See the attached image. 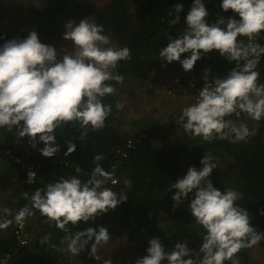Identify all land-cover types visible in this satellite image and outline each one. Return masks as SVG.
<instances>
[{"label": "clouds", "instance_id": "9594fccd", "mask_svg": "<svg viewBox=\"0 0 264 264\" xmlns=\"http://www.w3.org/2000/svg\"><path fill=\"white\" fill-rule=\"evenodd\" d=\"M221 8L224 12L231 11L233 16L221 15L210 24L203 0H193L184 17L182 34L176 38L169 36L167 46L159 51V59L169 64L179 62L185 72L192 71L202 56L213 51L235 62V68L227 76L212 81L208 79L211 70H207L197 99L175 119L192 138L209 143L217 139L232 144L246 143L256 135L255 128L250 129L247 121L264 119V83L259 82L261 74L256 70L264 57V46L254 43L264 34V0H222ZM183 12L182 4H176L168 12V16L174 17L168 21L170 27L181 22ZM104 31L102 25L90 18L79 23L67 22L63 39L72 42L73 50L62 48L61 59L56 48L41 43L35 31L24 39L7 40L0 47V128L20 139L29 138L33 148L42 142L45 146L39 151L48 158L60 151L57 129L79 125L83 130L81 140L89 129L92 132L103 129L112 113L111 104L106 105L103 100L115 94L114 84L124 83V76L115 71L119 62L131 59V50L126 46L114 47ZM186 53L190 56L181 59ZM122 107L117 101L116 108ZM74 141L75 137L66 141L65 156L76 151ZM103 159V155H95V167L86 182L76 176L61 177L36 189L31 196L23 193L27 203L18 210L0 207V230L13 222L22 224L39 212L42 223L54 225L65 233L59 244L50 243V233L44 235L41 245L48 244L54 251L78 256L91 243L90 258L101 259L98 252L111 239L107 228L72 230L82 222L95 221L98 216L114 211L128 200L125 192L118 195L107 186L109 181L115 183L114 173L104 169ZM201 164L199 170L190 167L168 189L176 190L172 196L174 210L189 194H194L190 213L195 224L204 229L199 250H191L184 241L166 251L159 237H153L148 242V254L136 264L165 261L167 264H241L238 253L264 241V232L251 226L248 210L238 203L243 199L242 193L233 188L222 192L213 185L210 176L218 161L211 152L204 154ZM34 174L28 173L29 177ZM123 184L131 188L129 179H123ZM103 264H112V260L105 259Z\"/></svg>", "mask_w": 264, "mask_h": 264}, {"label": "trees", "instance_id": "16d2710c", "mask_svg": "<svg viewBox=\"0 0 264 264\" xmlns=\"http://www.w3.org/2000/svg\"><path fill=\"white\" fill-rule=\"evenodd\" d=\"M40 1H43L44 5L32 14L31 23L41 43L49 45L53 39L63 36L61 23L65 19V13L72 10L102 25L104 34L114 40L115 47L126 46L131 50V59L119 62L115 70L124 76V83L114 84L115 94L108 95L103 100L104 104L112 106V113L105 121L103 129L97 132L89 129L83 140L79 138L83 131L79 125L72 127L69 124L66 128L57 129L60 151L51 158L41 155L39 149L45 146L42 142L33 148L27 137L20 139L26 145V156H22L7 141L0 144V152L10 150L20 160L19 163L13 162L0 154V194L11 193V197H7L0 207L18 210L27 203L23 193L27 192L31 196L36 189L44 188L61 177L76 176L86 182L95 167V155H103L102 166L106 171L114 173L113 180L117 181L116 185L109 181L107 186L118 195L121 191L125 192L128 200L118 205L114 211L98 216L95 221L82 222L79 228L72 231H85L90 227L98 231L111 220H117L121 233L142 258L148 254V242L153 237H159L166 251H171L176 243L184 241L188 242L191 250L198 251L203 243L204 229L195 224L190 209H187L184 203L178 209H173L172 196L176 190L169 192L168 189L172 182L180 179L183 171L181 163L184 160L190 159V167L194 166L199 170L202 168L201 160L204 154L209 151L218 161L217 168L210 176L213 185L218 190L233 188L242 193L243 199L238 201L239 205L248 210L252 218L251 226L258 232H264V215L261 214L264 211V119L254 121L252 126V120H248L249 128H255L256 135L250 137L246 143L237 144L219 139L209 143L200 138H192L181 128L180 131L173 129L175 120L163 126H156L154 121L147 125L146 119L137 122L129 115L130 126H140L138 130L135 133H124L119 129L122 123V108L118 110L116 102L121 103V88L130 79L140 82H148L151 79V74L158 68L159 51L167 46L169 36L176 38L182 34L185 27L184 17L193 0H108L106 5L99 9L93 8V2L96 0ZM203 2L209 13L207 19L210 24L215 23L221 15L225 18L233 16L231 11L222 10V0ZM176 4H182L184 12L181 13V22L170 27L168 21L174 17L168 16V12L172 11ZM16 38L19 37L10 36L0 27V47L7 40ZM24 38L26 37L21 35L20 39ZM257 43L264 46V34L258 38ZM188 56L190 53H186L184 59ZM235 66V62L227 61L218 51L202 56L190 72L180 69L179 62L170 65L180 70L186 96H196L204 87L203 74L207 70H211L208 79L212 81L227 76ZM256 70L261 74L259 82L264 83V57H261ZM128 96L130 100L127 105L135 108L138 102L135 94L130 92ZM241 118L245 119L243 116ZM116 123H119L118 127ZM0 132L4 136L16 137L7 129L0 128ZM159 135H162L161 142L154 139V136ZM73 137L76 151L70 156H65L66 141L72 140ZM27 166L38 168L33 182L27 179ZM125 178L131 181L130 189L123 184ZM161 217L167 219L166 226H160L155 220ZM16 226L14 222V226L9 227L5 235L0 234V259L8 256L11 264H71L73 256L70 254L54 251L48 244L41 245L40 240L44 235L50 233V243L59 244L65 233L54 225L42 223L39 212H35L27 221L26 232H32L34 235L27 245H21L16 239ZM258 246H264V241ZM250 250H241L238 253L241 264H252ZM90 251L91 243L79 255L81 264H100L97 259L90 258ZM163 264H167V261Z\"/></svg>", "mask_w": 264, "mask_h": 264}, {"label": "rangeland", "instance_id": "374dc122", "mask_svg": "<svg viewBox=\"0 0 264 264\" xmlns=\"http://www.w3.org/2000/svg\"><path fill=\"white\" fill-rule=\"evenodd\" d=\"M107 2L108 0H96L93 2V8L99 9L106 5ZM43 5L44 2L40 0H0L1 29L9 33L10 36H17L20 38L22 35L27 37L28 34L33 31L31 23L32 14L42 8ZM82 19L85 18L76 11L68 10L65 13V19L61 23L62 31L65 33V25L67 22L75 21L79 23ZM13 26L14 28H12ZM110 40L115 47L114 40L111 37ZM49 45L56 48L59 54L58 59L62 58V48H67L69 51L73 50L72 42L65 41L63 36L58 39H53ZM184 55L181 59H184ZM170 65L172 66L173 63L169 64L158 58V68L153 74H151L152 77L148 82H140L138 80L130 79L126 82L125 86L121 88L119 100L123 107L121 110L122 123L119 126V129H122L124 133H128V131L135 133L140 127L130 126L129 115L134 117L137 122H142L146 119L145 123L147 125H150V121H154L156 122V126H163L170 121H176L175 117L181 113L182 109L195 102L196 96L194 94L186 96L183 92L185 89L182 86V76L179 74L180 70L172 68ZM179 67L182 69L180 63ZM130 92L135 94V98L138 100L137 105H135L136 109L130 104L129 106L127 105L130 100L128 96V93ZM180 95H183L184 97H181ZM253 122L254 121L250 122L251 126L254 124ZM118 125L119 123H116V127H118ZM173 129L175 131H180V126L175 122L173 123ZM154 139L161 142L162 135H159L158 137L154 136ZM5 141L10 143L22 156L27 155L26 145H24L17 136L14 138L13 136L8 137L2 135L0 132V144ZM181 165L183 171L180 179L185 176L190 168L191 160H184ZM176 180H178V178ZM7 197H11V193L0 194V204L3 203ZM193 197L194 194H189V197L184 202L187 209H190V202ZM155 220L160 226L167 225V219L165 217L156 218ZM12 226H14V222L9 227ZM101 227L107 228L111 239L108 245L99 250L98 255L101 256V259L98 260L99 263L103 264L105 259H111L112 264H136V261L142 256L134 247L129 245L124 234L121 233L117 220H111L109 223ZM8 228L0 230V234L5 235L8 232ZM30 236V239L32 240L34 238L32 232H30ZM249 256L252 264H264V248L262 246L253 247L249 251ZM72 259L71 264H81L79 261V255L73 256Z\"/></svg>", "mask_w": 264, "mask_h": 264}, {"label": "built area", "instance_id": "2783aa9c", "mask_svg": "<svg viewBox=\"0 0 264 264\" xmlns=\"http://www.w3.org/2000/svg\"><path fill=\"white\" fill-rule=\"evenodd\" d=\"M257 40H258V38L254 41V43H257ZM196 99H197V95H196ZM0 154L3 157H8L10 161L17 162V163L20 162V160L17 157H15L9 150H1ZM37 170H38V168H36L34 166H27L26 171H27V179H28L29 182H33L34 181V179L36 177V174H37ZM30 171L35 173L31 177H29V175H28V173ZM113 184L116 185L117 181H115V183H113ZM31 217H33V216H31ZM31 217L26 218L25 221L22 224H17L16 229L14 230V234H15L16 239L23 246L27 245L31 241L30 233L26 232L27 221ZM0 264H11L10 263V258L7 256V257H4V258L0 259Z\"/></svg>", "mask_w": 264, "mask_h": 264}, {"label": "crops", "instance_id": "0c3cea01", "mask_svg": "<svg viewBox=\"0 0 264 264\" xmlns=\"http://www.w3.org/2000/svg\"><path fill=\"white\" fill-rule=\"evenodd\" d=\"M264 248V246H262Z\"/></svg>", "mask_w": 264, "mask_h": 264}]
</instances>
